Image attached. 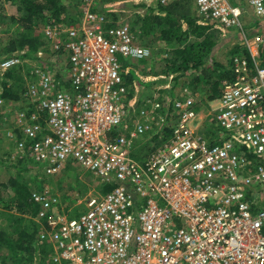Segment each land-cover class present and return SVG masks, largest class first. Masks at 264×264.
I'll return each mask as SVG.
<instances>
[{"label": "built area", "instance_id": "2783aa9c", "mask_svg": "<svg viewBox=\"0 0 264 264\" xmlns=\"http://www.w3.org/2000/svg\"><path fill=\"white\" fill-rule=\"evenodd\" d=\"M79 1L37 27L42 48L0 61V79L22 77L19 105L0 118L3 162L41 181L73 162L112 186L90 191L76 216L45 183L30 189L45 264H264V206L250 201L253 183L264 188V35L243 30L246 8L264 20V0H193L202 20L239 31L248 54L231 56L205 111L187 88L142 99L122 68L151 49L96 11L100 0ZM127 1L149 9L181 0Z\"/></svg>", "mask_w": 264, "mask_h": 264}, {"label": "rangeland", "instance_id": "374dc122", "mask_svg": "<svg viewBox=\"0 0 264 264\" xmlns=\"http://www.w3.org/2000/svg\"><path fill=\"white\" fill-rule=\"evenodd\" d=\"M63 5H65L63 13L66 15H72L75 10L79 9L81 3L79 0H60ZM194 12L195 6L192 3ZM144 4H132L127 0H100L97 5L93 8L106 15L107 17L111 16L114 20L120 19L121 24L126 26L131 33L135 36V38L143 45L147 46L152 51V58L148 60H139V61H128L124 62V65H130L134 67L138 72H142L145 70H151L156 73H161V70L164 66V59H166V53L174 49V44L171 42H164L158 38L154 31L153 35L146 33L141 28L140 19L142 15L148 11L147 7ZM179 8L176 5L172 7V4L167 9ZM187 2L182 5V10L187 9ZM111 9H114L115 12H111ZM153 13L158 14L157 8H149ZM181 9H179L181 11ZM185 11V10H184ZM0 13L4 15L5 19H0V61L7 57L10 53L6 51L7 45L10 39H13L14 36L20 34L22 29L15 24L9 22V18L15 17L18 15L17 6L15 3H12L11 0H0ZM196 13V12H195ZM37 28H33L34 32L33 36H38L40 39V35L37 33ZM243 30L244 35L247 39H250L254 34H263L264 35V20L257 19L252 15V13L246 8L245 19H243ZM222 33L218 35L217 41L222 39L221 45L218 44L217 48L212 52L209 61L207 62V67H211L206 72H188L184 76H180V78L175 79V77L179 74H170L158 77L157 83L154 82L153 86L149 89L142 90L140 92V97L142 99H152L155 98L160 99L161 94L163 93H171L179 95L183 88H187L196 98V102L199 105V109L201 111H205L207 109V102L209 101V95L213 94V84L216 79H218V70L214 72V63H218L221 65H227L232 56L231 52L234 49H237L235 54L242 53L244 50L243 45V37L240 32L236 30H226L222 28ZM213 63V64H212ZM191 73V74H189ZM14 75L18 74L15 77L9 76L8 78H2L4 81L8 79V85L12 87L13 92H17L19 87L21 88V82L17 79L21 77L20 72L14 71ZM209 75L210 78H207ZM207 76V77H206ZM0 79V95L1 91V82ZM3 81V82H4ZM161 81V82H160ZM162 84H166L167 87H163L161 89H157L158 86ZM218 86V84H217ZM215 86V89L219 88ZM140 98V99H141ZM155 101V100H154ZM9 104L17 107L19 105L18 100H6L0 97V118L5 115L6 109L10 106ZM6 126L2 124L0 126V145L2 146L3 131ZM6 141V140H5ZM8 142V141H6ZM7 144V143H6ZM147 145L144 142H141L138 147L134 150L136 152L141 153L146 149ZM1 148V147H0ZM4 151H0V159L5 158L6 153ZM4 160V159H3ZM10 177H15L20 183H25V185L29 186V189H37L41 187L43 183L51 190V192L57 195L60 203V209L69 216H76L80 211L84 209V205L82 203L83 199L87 196L90 191H98L102 192L104 186L103 183L92 176L91 173L85 172L80 167L75 165L73 162H65L64 167L61 171L54 176H51L46 181H41L37 179V176L34 172H28L25 169L21 168L19 165H10L9 162H2L0 164V184L5 183ZM253 192H251L250 201L257 202L260 205L264 206V188L260 187L258 184H252ZM7 196L2 198L0 194V229H3L7 236L14 237L16 235L17 229V221H20V225L22 229L26 231H30L32 228L33 222L30 215H19L18 212L13 207L14 204L11 205L8 202L10 197L12 196V192H7ZM7 205V206H6ZM34 223V222H33ZM38 246V245H37ZM40 254L43 256L41 258L40 264H45L44 260L48 253L45 251H41L40 246L39 250ZM0 255H7L8 251L6 248H0ZM21 256V255H20ZM19 254L16 256L20 257ZM8 264H12V262H8ZM35 264H38L37 262Z\"/></svg>", "mask_w": 264, "mask_h": 264}, {"label": "trees", "instance_id": "16d2710c", "mask_svg": "<svg viewBox=\"0 0 264 264\" xmlns=\"http://www.w3.org/2000/svg\"><path fill=\"white\" fill-rule=\"evenodd\" d=\"M15 3L18 10V15L9 18V22L17 24L21 33L14 36L9 40L6 51L12 53L17 50L27 49L30 53H34L44 46V42L38 36H33V28H37L40 24L44 23L50 16L58 17L63 13L65 5L60 0H11ZM188 4L187 9H181L184 3ZM193 0H181L172 4L179 9H167L164 6H158V14L153 13L151 9L145 13L140 19L141 28L146 33L155 34L164 42H171L174 44V49L167 52L166 59H164V66L161 73H156L151 70L138 72L134 67L125 64L122 70V77L127 85L136 83L143 89H149L151 85L158 81L161 74H179L175 79L180 76L186 75L189 71L199 72L210 69L207 67L212 52L217 48L218 44L221 45V40L217 41L218 35L222 33V27L210 21H204L196 15L193 8ZM170 6V5H169ZM185 10V11H184ZM0 19H5L4 15L0 13ZM237 49H234L231 54L234 55ZM242 53L247 54L244 49ZM213 64V63H212ZM214 72L218 70V79L214 82L213 94L209 95V100L214 99L219 95L220 81L227 78L230 74L229 63L221 65L214 63ZM14 72L8 71L5 77H15ZM4 77V78H5ZM18 77V76H17ZM207 77V76H206ZM207 78H210L209 75ZM21 82V78H17ZM4 81V80H3ZM1 82L2 93L1 98L6 100H19V93L22 90L20 87L18 91L13 92L12 87L6 81ZM21 85V84H20ZM3 159H0V164ZM112 186H104L102 192L111 189ZM12 192V196L7 203L13 205L19 215H30L33 217L37 211L38 206L30 201V189L25 183L18 182L15 177H10L5 183L0 184V194L6 197ZM0 198V200L2 199ZM7 206V205H6ZM19 219L17 222L16 235L14 237L7 236L3 229H0V248H6L7 255H0V264H34V255L38 252L39 246L36 243L37 226L32 223L30 231L22 229ZM41 251H45L44 246H40ZM47 252V250H46ZM20 257H16V256ZM40 264V262H39Z\"/></svg>", "mask_w": 264, "mask_h": 264}, {"label": "crops", "instance_id": "0c3cea01", "mask_svg": "<svg viewBox=\"0 0 264 264\" xmlns=\"http://www.w3.org/2000/svg\"><path fill=\"white\" fill-rule=\"evenodd\" d=\"M248 10H250V9H248ZM195 12H196V15L197 16H199L198 15V13H197V11H196V9H195ZM189 74H191V73H189ZM161 82V81H160ZM156 83H157V81H156ZM154 84V83H153ZM153 84L151 85V86H153ZM3 138L4 139H2V146L0 145V151H4L5 153H7V151H8V143L5 141L6 140V138H5V135H3ZM7 143V144H6ZM4 153V154H5Z\"/></svg>", "mask_w": 264, "mask_h": 264}]
</instances>
